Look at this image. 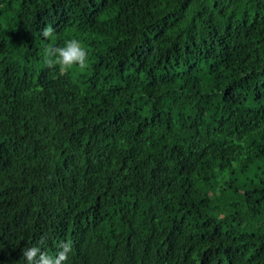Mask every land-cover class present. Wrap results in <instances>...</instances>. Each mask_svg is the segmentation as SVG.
Masks as SVG:
<instances>
[{
	"label": "trees",
	"instance_id": "trees-1",
	"mask_svg": "<svg viewBox=\"0 0 264 264\" xmlns=\"http://www.w3.org/2000/svg\"><path fill=\"white\" fill-rule=\"evenodd\" d=\"M72 38L87 66L49 68ZM67 241L264 264V0H0V264Z\"/></svg>",
	"mask_w": 264,
	"mask_h": 264
},
{
	"label": "clouds",
	"instance_id": "clouds-1",
	"mask_svg": "<svg viewBox=\"0 0 264 264\" xmlns=\"http://www.w3.org/2000/svg\"><path fill=\"white\" fill-rule=\"evenodd\" d=\"M54 29L51 26L42 29V36L52 38ZM89 59L87 48L79 39L72 38L65 42L63 47H50L45 50V64L49 68L58 67L61 73L78 66L83 69ZM59 251L51 256L42 251L39 246H31L22 252L26 264H66L69 253L72 251V242H62Z\"/></svg>",
	"mask_w": 264,
	"mask_h": 264
}]
</instances>
